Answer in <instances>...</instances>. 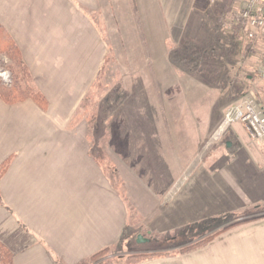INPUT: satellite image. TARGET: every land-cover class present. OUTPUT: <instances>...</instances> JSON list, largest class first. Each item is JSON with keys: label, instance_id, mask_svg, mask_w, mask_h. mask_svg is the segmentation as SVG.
I'll return each instance as SVG.
<instances>
[{"label": "crops", "instance_id": "obj_1", "mask_svg": "<svg viewBox=\"0 0 264 264\" xmlns=\"http://www.w3.org/2000/svg\"><path fill=\"white\" fill-rule=\"evenodd\" d=\"M59 1H65L67 8L72 4L94 15L100 12L99 8L110 4L109 23L106 26L97 25L100 40L103 41L108 27L109 31H113L111 34L114 37L124 28L127 44L140 42L142 58L146 62L142 63L141 71L137 70L141 72L138 73L141 77L139 89L142 91L141 99L144 107L146 105L145 108H149L150 102L155 107L156 119L150 121V125L153 124L154 127L155 123L156 132L151 130L149 134L142 136L143 142L138 137L134 141L140 144L138 148L141 150V156L145 151L148 152L149 148L152 150V147H155L165 166L167 162L176 161L174 158L176 156L184 162V167L174 173L173 169L165 167L162 171V165L155 156L153 158L156 159L157 164L152 158L156 168L149 172L158 177L157 181H160L161 175L166 176L165 179L168 181L164 183V189L158 195L151 191L152 196L150 190L144 191L153 198L146 204L143 212L147 227L149 222L156 225L149 228L151 232L158 234L176 232L178 236L187 235L182 233L185 232L183 227L188 228L194 223L203 221L205 226L213 225L217 224L220 218L221 220L229 218L231 223L233 221L231 216H239L248 209L264 203V148L246 149L245 144L241 146L236 138L227 140L229 129L221 141L211 144L208 142L213 128L222 120L227 107L239 103L248 96V93L255 94L264 105V94H262L264 84L258 85L260 89L258 95L255 91L245 89L241 95L243 92L247 94L240 100L233 101L234 95H237L236 99L240 98L241 95L236 93L239 89H243V81L242 78L238 79L232 75L229 80L228 71L226 70L225 73L223 70V82L230 89L231 101L223 104L217 101L215 111L219 110V117H216L215 112L210 116L207 110V120L205 116L207 106L203 97L198 101L202 107L201 105L194 108L186 107V101L190 100V97L187 96L189 88L184 85V82L189 83V86L192 84L190 76L195 73L190 70L192 62L212 63L211 57L216 50L210 52L209 58L203 56L205 52L208 54L207 44L210 43L211 38L214 44L229 41L228 44L226 43L229 45L240 38L241 33H245L244 24L238 21L239 10L236 6L239 1L243 3L247 0H220L214 3L209 0H156L160 17L155 21L149 11L150 22L147 24L143 23V16L138 13L139 8L135 7L133 0ZM125 1H129L130 4H123ZM140 1L146 5L147 0ZM102 2L104 5L101 4ZM219 4L222 5L221 10L219 6L212 9L213 24L204 27V19L210 12L205 13L204 9H211ZM53 7V0H0V25L7 30L18 46L31 75L35 67L33 61L37 58L45 59L46 70L43 73L45 76L65 74L59 69H50L47 65V59L52 60L58 56L47 48V45L53 44L54 39L48 38L52 40L50 43L43 41L45 27L48 28L50 24L53 26V19L59 16L57 11H53ZM132 12V15L127 16V13ZM74 14L79 15L80 12L75 11ZM193 16L196 18L192 19ZM215 23L216 26L218 24V30H215ZM215 37L218 39L215 40ZM199 39L205 41V48H201L198 44ZM255 43L263 47L262 68H264V42ZM226 48L229 50L227 46ZM252 48L248 46L246 53ZM36 50L40 51V55H36ZM136 52H138L137 48H135ZM101 59L102 57L99 56L98 60ZM148 63L151 69L150 76L156 75L157 79L152 82L148 80L153 84L145 87L144 76L147 74L144 69ZM193 69L195 70L194 67ZM208 70L209 68L204 66V71L201 73L206 75ZM93 73L94 75L100 73V68ZM176 74L180 76L178 84L173 85V81L169 78L164 84L159 82L162 75L172 77ZM221 76L219 74L217 80L218 89L221 85ZM249 76H246L247 82L253 84L254 80H250ZM257 78L260 81L259 74ZM94 80L93 84H95ZM35 84L37 86L35 90L42 93L46 100L45 110L31 100L13 106H8L0 100V166L4 161L10 160L7 170L0 177V244L12 255V264H83L96 253L109 250L110 245L116 244V239L111 241L109 237L111 235L115 237L117 233L120 235L122 230V228L117 230L118 222L112 221L118 215L117 196L111 201L109 195L117 184L116 157L112 156L109 149L104 150L105 164L100 165V149L98 147L94 153L88 141L90 138L98 139V132H87L84 129L76 133L66 130L71 120L69 109L74 106L66 100L68 90L64 95L68 83L56 99L48 94V89L52 87L51 83H45L43 86ZM201 84L203 91L213 90V84L207 82ZM209 87L211 89L208 90ZM88 93L89 88L85 90V86H81L80 93L76 97L81 102L77 100L76 110L86 100L85 94ZM150 94L155 99L151 100ZM144 99L149 100V103ZM52 106L67 110L63 113H54ZM221 106L226 107L225 110L221 109ZM148 112L147 110V114ZM196 116L198 118L204 116V120H199L200 124H197ZM92 118H95V110L92 111ZM59 119H62L63 124H67L59 133L60 139L67 140L71 136V139L80 140L79 149H69L66 143L53 148L52 143L47 142L51 141L53 134L57 132L55 124ZM5 123L8 124L7 130L3 132ZM184 124H195L199 132L185 136L182 133ZM148 136L150 142L145 140ZM171 138L179 149L172 151L169 149ZM249 140L252 143L256 142L251 138ZM259 142L264 145V141ZM216 146L219 149L213 150ZM200 152L202 156L200 161H197ZM85 159L92 163V172L88 174L84 173ZM218 160L220 162H217ZM104 168L111 171V177L102 174ZM95 169L101 170V173L96 171L98 174L96 175ZM129 173L123 171L122 178L120 173L119 177L129 189V200L132 203V197L135 195L134 190L131 192L132 181H138L139 178ZM182 176L184 179H181ZM140 188L149 187L142 184ZM176 188L177 191H174ZM171 191L172 193L174 191L173 197L170 195ZM169 198L171 199L166 204ZM157 199L162 206H165L162 212L155 210L159 206ZM142 200L140 197L134 203H141ZM108 204H111L110 208ZM120 214L122 215L121 211ZM255 216L261 215L256 214L253 217ZM125 218L124 216L123 221ZM212 230L213 228H193L188 235H199L195 238L197 239L211 233ZM101 236L108 237L103 244ZM191 247L187 253L151 258L135 264H264V218L233 226L214 238ZM171 251L173 250L167 252Z\"/></svg>", "mask_w": 264, "mask_h": 264}, {"label": "rangeland", "instance_id": "obj_2", "mask_svg": "<svg viewBox=\"0 0 264 264\" xmlns=\"http://www.w3.org/2000/svg\"><path fill=\"white\" fill-rule=\"evenodd\" d=\"M53 2V11H57L56 13H58L59 16L53 19V26L51 24L47 26L48 28L44 26L45 30L43 32V41L50 43L52 40L48 38L54 39L53 44L47 45V48L50 52L58 56H55L52 60L47 59V65L50 69H59L65 74L54 77L45 76L43 74L46 70V68L44 67L46 65V63L44 62L45 59L37 58L33 61L35 62L33 75H31L29 71V75L31 76H22L19 74L20 72L17 73L16 76V73L14 71L12 73L10 67L8 68V66H10L14 61H11L5 56H1L0 87L8 90L12 87V84H14V82L19 81V83L23 85V87L35 89L37 87L35 83L40 84V86H43V84L45 83H51L52 87L48 89V94H51V96L56 99L57 95L60 96V91H62V89H65L66 83H68L64 95H66L68 90L66 100L69 101V104H73L74 106L73 108L69 109V117L71 120L66 127V130L76 133L78 131H83L84 129L87 132H98V139L95 137V140L90 138L88 139V141L90 142L89 146L94 151V153H96L99 147L101 153L100 165L104 166L105 164L106 156L104 155V150L109 149L112 156L116 157L117 184L115 183L116 186L115 188L111 189L109 195L111 197V201L115 200L117 196L118 215L112 221L118 222L117 230L122 228L121 233H124V235H121V233L120 235H118L117 233L115 237L111 235V237H109L110 240L113 241L114 239H116V244L113 243L112 245H110L109 250H103L99 253H96L89 261L86 260L83 264H135L137 262L151 258H163L169 255L187 253L192 248V245L198 244L206 239H212L217 234H220L226 229L242 223H247L264 218L263 203L257 206L260 207L259 209L254 210V208H250L246 212L241 213L239 216H231L230 218H233V221L231 223H229V218H227L226 220H221L222 218H220L219 222L213 225L205 226V223L203 221L196 224L194 223L188 228L183 227L182 229H184L185 232L182 233H187V235L178 236L176 235V232L158 234L149 230V228L155 227L156 225L152 222H149L147 227L146 216L143 215V212L147 206L146 204L150 203L149 201H152L153 198L144 191L148 192L150 190V194L151 191H153L156 195H158L164 189V183L168 181L165 179L166 176L163 177L162 175L160 176V181H157L158 177H155L151 173V171L149 172V170L156 168V166L153 164V156H155L159 164L162 165V171L165 167L173 169V172L175 173L179 171L180 168L184 167V162L180 161L178 159V156H176L174 157L176 161H174L173 163L167 162L165 166L160 156H158L155 147H152L154 155L152 154L151 148H149V153L145 151L143 156H141V150L138 148L140 144L134 141V139L137 137L141 140V137L145 134H149L151 130H154L156 132L155 123L154 127L153 124H151L152 127L150 125V121L156 119L155 107L152 106L151 102L149 103V100L147 99L144 100L149 103V108H145L146 105L144 107L141 99L142 91L139 89L141 84V77L140 75H138V73L141 71V69H143L142 63L146 62L142 58V48L140 46V42L137 44H127L125 42L126 39L124 28H122V30L120 29L117 33V36L114 37L111 34V32L113 31H109L107 29L108 27H106V35L104 36L103 41L100 40V38L98 37L99 31L97 25L106 26L109 23L108 17L110 16V4H106L107 7L99 8L100 12L97 15H94V13L82 11L80 8L72 4H70L67 8L65 1L53 0ZM125 3L130 4L129 1H125L123 4ZM101 4L104 5L103 2ZM133 4L135 5V7L139 8L138 13L141 14V17L143 16V23L147 24L148 22H150V18L148 17L149 11L150 15L155 21L159 19L160 12L157 8L156 0H147L146 5H144L145 3L141 2L140 0H133ZM141 4H143V6ZM217 6H219L220 10L222 9V5L220 4L211 9H204L205 13L210 11L204 19V27L209 26L210 23L213 24L211 18L214 15V10L212 9L216 8ZM236 9H240V6H238V4L236 6ZM59 10L61 12H59ZM75 11H79L80 14L75 15ZM133 12L127 13V16L128 14L132 15ZM193 18L195 19L196 16H193L192 19ZM49 20L51 22V19ZM193 21L194 20H192V23ZM218 29L219 27L217 24L215 30ZM219 36H221V34ZM217 39L218 38L215 37V40ZM227 42L221 41L220 43L215 42L214 44V40L211 38L210 43L207 44L208 54H206L205 52L203 56L206 55L207 58H209L211 56L210 52L212 50H216V52L213 54V57H211L212 63L207 61H204L203 64L199 61L192 62V67L190 70L195 72L192 74L193 76H190V78H192V84L191 86H189V83L184 82V85L189 88L187 90V96L190 97V100L186 101V107L194 108L195 106L200 105L202 107V104L198 101L201 97H203L205 105L207 106V109H205V116L208 110L210 116L213 112H215L216 117H219V110H217V112L215 111L216 102L219 101L218 103L223 104L225 102L231 101L230 89L228 86L226 87L225 82H223V70L225 71V73L226 70L228 71L229 80L231 79L230 75L235 76L238 79L242 78V91L245 89L249 91L252 90L255 91L257 95L260 92L258 85L262 84L258 80L257 75L262 69V45L249 41L245 33H241L240 38H238L231 44L227 45ZM198 44L201 46V48L206 47L205 41H202L201 39L198 40ZM211 44H214V46H211ZM226 46L229 48V50L226 48ZM248 46H252L253 48L249 50V53H246V48L248 49ZM135 48L138 49V52L136 53ZM36 51V55H40V51ZM99 56L102 57L101 61L98 60ZM148 65L149 63L145 65L146 67L144 69L147 74V76H144L146 81L145 87L153 84L148 82V80L152 82L153 80L156 81L157 79L156 75L150 76L151 69L150 67H148ZM204 66H207L209 68V70L207 71L208 74L206 75L201 73L202 71H204ZM193 67L195 68V70L193 69ZM99 68L100 73L94 75L93 72L96 73ZM219 74L222 75L220 77V89H218L217 84ZM246 76H249L250 80H254L253 84L249 83V81L247 82ZM168 78L171 79L173 81V85H175L178 84L180 76L179 74L173 75L172 77H169L168 75H162L160 76L161 80L159 82L164 84ZM93 80L95 81V84H93ZM206 82L214 85V87H212L213 90H202L203 85L201 83ZM88 84L90 85L88 86ZM81 86H85V90H88L89 88V93L85 94L87 95L86 100L82 105L79 106L80 108L76 110V107L78 106L77 100H79V103L81 102L79 98H76L80 93ZM95 88L97 89L95 90ZM209 89L211 88L209 87L208 90ZM246 94L247 92H243V95ZM262 94H264V91L262 92ZM155 95L157 96L156 92ZM192 95L196 97V100H194L195 97ZM243 95H241L239 99H236L237 95H234V98L232 97L233 101L234 99L237 101L240 100ZM42 96L44 97L43 94ZM150 99L152 100L155 98L150 94ZM260 103L263 104V102L261 101ZM220 108L225 110L226 107L221 106ZM51 109L54 113H63L67 110L54 106H52ZM146 109L150 113L148 112L147 114ZM93 110H95L94 119L92 118ZM199 120H204V116L202 118H198V116H196L195 123L200 124ZM220 122L221 121H219V123L217 122L218 124L213 128V132L218 128ZM7 125L8 124L5 123L3 132L7 130ZM66 125L67 124L62 123V119H59L55 124V126L57 127V132L53 134L52 140L47 142H51L53 148L60 147L61 143H66L69 149H79L78 144L81 142L80 140L71 139V136L67 140H64L62 138L60 139L59 133L62 132V127L65 128ZM54 131H56L55 128ZM196 132H199V128H196L195 124H184V130L182 133L185 136H190L192 134L195 135ZM226 136H228L227 140H232L233 138L238 139L239 144L241 146H244L245 144L246 149H251L253 147L264 148V145H262L259 141L252 143L249 140L248 134L245 132L244 127L239 123L232 125L229 128V132ZM149 137L150 136L145 138V140H147L148 142L151 141ZM159 139L162 140L161 138ZM141 141L143 142V140ZM31 143H33V141H31ZM145 143L148 144L146 141ZM162 143L164 145L163 141ZM169 144H171V147H169L171 151L179 149L175 144L173 138L170 139ZM209 144H211V142H209ZM189 145L190 144H188V146ZM216 149H219V147L216 146L213 150ZM201 156L202 152L197 155L196 160L200 161ZM74 158L82 159L81 157L75 156ZM156 159H154V163L157 164V162L155 161ZM217 162H220V160H218ZM84 165L85 174L92 172L91 162L85 159ZM160 170L161 168H159V171ZM96 171H100L101 173V170L95 169L96 175H98ZM103 171L104 172H102V174L105 173L107 176L111 177V171L107 170L106 168H104ZM123 171H126L127 173L130 172L129 174H132L137 179L139 178L138 181H132L133 189L131 188V192L132 190L135 191V195L132 197V203L129 200V189L127 188V186H125V184H123L119 177V173L121 176V173ZM146 174H148V176ZM181 179H184V176H182ZM142 184H146L149 188L141 189L140 187ZM174 191H177V188L174 189ZM174 191L173 193L171 191V196H174ZM140 197H142L143 202L134 203L135 201H138ZM170 199L171 198L166 201V204ZM157 201V204L159 206L155 208V210L162 212L163 209H165V206H162L160 204L159 199H157ZM110 205L111 204H108L109 208ZM148 207H150L149 204ZM169 207L170 206H168V208ZM151 208L149 209V211L151 210ZM120 211L122 215L120 214ZM256 214H259L261 216L253 217ZM124 216L126 218L123 221ZM119 220L121 221V223ZM193 228H213V230L211 231V233L195 239L199 235H194V231L192 232V236L188 235V232H191ZM102 229H104V227ZM140 236L146 239L147 243L138 244L137 240ZM101 237L103 244L104 242H106L108 237ZM146 245H148L149 247H146ZM170 250L173 251L167 252Z\"/></svg>", "mask_w": 264, "mask_h": 264}, {"label": "built area", "instance_id": "obj_3", "mask_svg": "<svg viewBox=\"0 0 264 264\" xmlns=\"http://www.w3.org/2000/svg\"><path fill=\"white\" fill-rule=\"evenodd\" d=\"M217 1L220 0H209L211 3ZM238 21L244 24L243 30L249 41L264 42V0L245 1ZM259 78L264 84V68L259 72ZM234 123L244 125L251 139L264 140V105L255 94L248 93L243 101L227 107L222 123L212 136V141L219 140L226 129Z\"/></svg>", "mask_w": 264, "mask_h": 264}, {"label": "trees", "instance_id": "obj_4", "mask_svg": "<svg viewBox=\"0 0 264 264\" xmlns=\"http://www.w3.org/2000/svg\"><path fill=\"white\" fill-rule=\"evenodd\" d=\"M1 56H5L11 61H14L10 66H8V68L10 67V70L12 71V73L14 71L16 73V76L17 73L19 72H20L19 74L22 76L23 75L26 77L31 76L29 75L28 67L23 60V57L21 55L18 46L15 44L13 38L10 36L7 30L0 25V57ZM241 93L242 90L239 89L236 94L241 95ZM0 100L8 106L20 104L25 100H31L34 103H36L38 106H42L43 110L46 109V105H44L46 103L45 98L34 88L32 89L28 87H23V85H21L19 81L14 82V84H12V87L8 90L0 87ZM9 163L10 160L8 159L1 164L0 177L7 170ZM259 208L260 207H256L254 208V210ZM206 241L207 239L202 242H206ZM0 264H12V255L1 244H0Z\"/></svg>", "mask_w": 264, "mask_h": 264}, {"label": "water", "instance_id": "obj_5", "mask_svg": "<svg viewBox=\"0 0 264 264\" xmlns=\"http://www.w3.org/2000/svg\"><path fill=\"white\" fill-rule=\"evenodd\" d=\"M228 146H229V145L227 144V147H228ZM137 243H138V244H145V243H147V240L144 239V238H142V237L140 236V237H138Z\"/></svg>", "mask_w": 264, "mask_h": 264}]
</instances>
